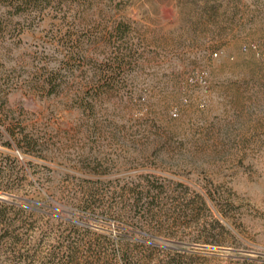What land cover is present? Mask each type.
Returning <instances> with one entry per match:
<instances>
[{"label": "rangeland", "instance_id": "1", "mask_svg": "<svg viewBox=\"0 0 264 264\" xmlns=\"http://www.w3.org/2000/svg\"><path fill=\"white\" fill-rule=\"evenodd\" d=\"M8 157L0 264H264V0H0Z\"/></svg>", "mask_w": 264, "mask_h": 264}, {"label": "trees", "instance_id": "2", "mask_svg": "<svg viewBox=\"0 0 264 264\" xmlns=\"http://www.w3.org/2000/svg\"><path fill=\"white\" fill-rule=\"evenodd\" d=\"M5 164L0 163V193L12 194L14 187L11 185V178L15 175L14 169L16 159L8 157ZM16 178L17 175H16ZM135 206V205H133ZM138 206V203L136 204ZM28 207L17 205L13 202L0 198V247L4 240L15 241L18 237L16 229L12 227L22 218ZM33 211V210H32ZM81 245L66 238L63 247L54 248L51 252V264H79V253ZM27 259H23L25 261Z\"/></svg>", "mask_w": 264, "mask_h": 264}, {"label": "built area", "instance_id": "3", "mask_svg": "<svg viewBox=\"0 0 264 264\" xmlns=\"http://www.w3.org/2000/svg\"><path fill=\"white\" fill-rule=\"evenodd\" d=\"M215 55H217V53H215ZM15 153L20 156V153L18 150H16Z\"/></svg>", "mask_w": 264, "mask_h": 264}]
</instances>
